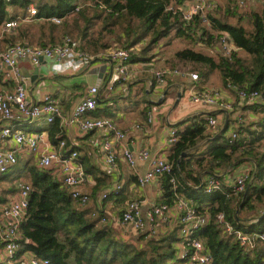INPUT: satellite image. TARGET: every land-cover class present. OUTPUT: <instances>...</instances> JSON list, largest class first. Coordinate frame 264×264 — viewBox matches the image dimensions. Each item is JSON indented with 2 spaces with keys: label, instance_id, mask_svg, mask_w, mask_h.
I'll return each mask as SVG.
<instances>
[{
  "label": "trees",
  "instance_id": "16d2710c",
  "mask_svg": "<svg viewBox=\"0 0 264 264\" xmlns=\"http://www.w3.org/2000/svg\"><path fill=\"white\" fill-rule=\"evenodd\" d=\"M189 1L194 0L41 1L37 19L45 21L20 26L5 33L3 40L8 47L17 43L34 45L38 37L36 46L55 47L62 45L67 37H75V49L88 57L92 49L100 52L112 48L101 39H88L89 27L99 23L101 37L105 32L114 33L120 45L117 48L130 52L131 63H147L153 61L161 41L167 40L166 46L185 38L197 44L199 37L201 42L205 41L206 47H215L219 36L226 33L234 43L231 57L219 52L214 57L194 48H185L175 53L174 61L194 65L201 83L219 72L227 87L231 85L264 93V12L251 13L245 26L240 22L241 17L238 23H232L235 8L221 14L218 6L207 15L206 22L197 15L186 24L182 10L178 8L186 6ZM32 2L2 0L0 26L8 19L7 6L12 5L26 15ZM53 18H59L61 22L56 23ZM35 26L39 34L33 32ZM156 81L158 83L157 78L154 85ZM246 108L260 119L236 129L238 136L233 142L230 131L234 120L231 116L227 128L223 130L221 127L211 137L202 113L177 125L178 142L172 146L169 157L174 170L171 175L161 178L163 194L160 204L173 206L175 195L180 194L193 200L199 212L209 215L208 225L200 228L197 234L206 239L212 255L211 264H264L263 245L253 251L244 250L232 235L223 232L217 222L218 215L224 213L228 222L250 235L264 231V215L259 214L260 209H264V154L259 151L264 142V106L257 104ZM209 115H217V112ZM254 127L256 130H252ZM53 137L57 138L54 142L57 146L64 140L59 128L54 129ZM202 142L205 144L201 145ZM249 161L255 165L250 172L247 171L250 176L245 191L230 196L232 188H226L221 178ZM13 169L10 176L22 175L19 177L22 178L27 174L32 187L29 211L19 229L22 252L32 251L53 264H172L175 259V244L180 240L179 227L152 237L129 232L128 238H124L121 228L101 222L102 214L94 217L92 212L80 206L51 172L19 163ZM206 176H216L222 183V190L206 193ZM173 178L177 181L176 190L171 183ZM20 256L21 252L18 253Z\"/></svg>",
  "mask_w": 264,
  "mask_h": 264
},
{
  "label": "built area",
  "instance_id": "2783aa9c",
  "mask_svg": "<svg viewBox=\"0 0 264 264\" xmlns=\"http://www.w3.org/2000/svg\"><path fill=\"white\" fill-rule=\"evenodd\" d=\"M0 0V4H1ZM10 1V0H7ZM48 0H33L28 7V15L6 22L2 28V34L10 33L22 24L36 22L39 14L38 3ZM217 0H197L193 6L178 8L182 10V19L189 24L195 16L200 15L206 22L207 15L217 8ZM250 0H239L240 5L246 4ZM176 11H178L176 9ZM56 23L61 19L53 18ZM234 43L229 34L223 33L219 36L217 52L226 57H231ZM106 60L110 62V67L114 74L121 77L122 82L130 79L129 69L131 66V55L128 50L121 48H111ZM51 59L54 61L53 73L59 75L78 72L88 58L83 53L75 49V41L67 37L62 45L55 47H40L35 45H25L17 43L5 49H0V73L4 78L13 80L15 89L13 91L0 90V119L7 122L1 130V139L9 142L13 147L0 149V175L7 173L11 168L17 165L19 151L27 150L31 153L41 152L39 166L42 169H49L54 164L60 168L66 185L72 189V197L82 207L90 202L88 194L81 192L78 188L85 182V174L77 164L78 153L73 152L67 157H61L53 147L47 143V135L43 132L30 133L17 129L13 123L19 121H37L44 119L48 123H54L60 116L58 102L51 94L44 96L40 101L33 98L28 90L26 79L22 73L21 62L28 61L32 66L39 67L44 61ZM154 76L158 80L159 86H166L168 79L178 76L189 78L192 81H198L197 73L187 74L176 69H156L152 66ZM229 89L235 91L237 102L226 100L219 90H205L204 92H195L190 95V101L193 104L207 106L212 109L220 110L223 113L231 115L234 120V126L231 128L230 135L232 141L237 138V131L241 125L247 122V118L241 113L242 107L261 104L264 106V93L257 90L248 91L237 89L229 85ZM100 98L98 86L89 89L84 100L75 108L71 119L67 124L75 125L82 133L94 131H103L109 135V140L103 145V154L105 164L110 168L117 166L115 146L124 144L126 134L122 132L110 118L92 117L90 113L94 111ZM237 105V108H236ZM221 122L215 115L206 117V128L208 134L214 136L221 128ZM178 129L173 128L170 132L168 145L173 146L178 142ZM66 142L60 141V147L64 148ZM129 166L134 167L137 160L147 162L150 160V152L141 150L137 156L127 148L124 152ZM174 170V164L166 158H157L152 161L151 169L143 176L138 178L141 186L152 183L157 178H163L165 175H171ZM250 173L243 172L231 184L232 193L230 196L239 195L246 189ZM176 190L177 181L171 180ZM204 191L211 194L222 190V183L216 176H210L204 187ZM32 187L30 184L19 183L18 192L12 198L0 206V263L1 264H53L48 259H43L32 251L21 250L19 243V229L22 222L27 217L29 211V198ZM122 185H117L113 190L116 195L120 194ZM108 198V193L103 194V199ZM144 201L140 199L132 200L127 204L126 209L118 220L122 230H133L135 233H142L149 237L158 234V228L163 225L167 229L172 226L171 213L175 210L178 213L174 228H180V240L175 244L176 257L171 261L172 264H211L212 255L207 248L206 239L198 236V231L209 223V215L199 212L195 202L183 195H175V204L155 205L148 212H143ZM259 214L264 215V209H260ZM105 221L104 219L102 220ZM217 222L224 233L232 235L239 245L247 251H253L264 246V231L259 234L250 235L241 229H237L226 220L225 214L220 213ZM173 230V228H172ZM21 256L18 257V253Z\"/></svg>",
  "mask_w": 264,
  "mask_h": 264
},
{
  "label": "crops",
  "instance_id": "0c3cea01",
  "mask_svg": "<svg viewBox=\"0 0 264 264\" xmlns=\"http://www.w3.org/2000/svg\"><path fill=\"white\" fill-rule=\"evenodd\" d=\"M194 1L189 2L192 3ZM6 11L8 19L0 26V49L8 47V44L3 40L4 36L1 30L4 24L12 20L9 18L17 19L28 15V12L26 15H23L20 12L21 10L12 5L7 6ZM43 21L45 20L37 19L35 23L38 24V22ZM23 25L25 24L21 26ZM33 32L39 34L36 26L33 28ZM38 39L37 37L33 42L35 46L38 44ZM109 50H102L100 52H95L93 49L90 50L89 56H86V58H88V62L90 63L88 64L91 66L89 67L86 62L80 71L71 72L66 75L53 73V69L51 71L48 69L44 71V66L48 65L47 61H44L39 67L32 66L28 61L21 62L22 73L25 79L31 82L27 84V88L32 93L33 98L36 101H40L44 96L51 94L58 102L60 116L52 124L46 122L44 119L19 121L13 124L17 125V129L24 132L45 133L47 135V143L61 157H67L71 153L77 152V164L85 174V182L78 189L90 197V202L83 208L92 212L94 217L102 214V223L109 222L115 227L121 228L118 220L130 201L136 199L143 200L144 213L161 203L163 180L157 178L152 183L143 187L138 183V178L145 175L151 169L154 159L166 158L170 160L172 146L168 145V139L173 128H176L177 125L189 117L201 113L204 114L206 120V117L213 112H217L215 116L221 122L223 130L226 125L228 126V119L231 115L229 116L227 113L207 106L193 104L190 101V95L195 92L201 93L205 90H219L226 100L234 103L237 102V96L234 90L229 89L223 84L219 72L212 74L205 83H201L199 80L192 81L189 78L175 76L168 79L166 86H159L157 81L154 85L153 81L156 77L154 76L152 66L156 69H163L161 66V50L159 49L155 51L156 56L152 62L131 63L129 69L130 79L127 82H122L121 77L115 80L113 77L114 73L111 72L110 62L105 58ZM97 59L98 61L107 62L109 69L105 70L102 64L96 63L98 62ZM38 68L40 69V75L37 80L36 70ZM109 78H111V81H108ZM113 81L115 82L113 83ZM93 86H98L100 98L90 116L110 118L126 134L124 144L115 146L114 149L117 162L115 168H110L105 164L102 148L105 142L109 140V135L106 132L94 131L82 133L77 126L67 124L76 106L84 100L89 89ZM104 87L106 88L102 91ZM14 89L15 83L13 80L4 78L0 73V90L11 92ZM107 90H110L108 94H106ZM180 95L181 98H179ZM246 107H242L241 110V113L247 118V122L244 124L257 123L260 116L253 111L247 110ZM231 118L233 117L231 116ZM6 125L7 122L0 119V149H10L13 147L11 143L1 139V130ZM57 128L62 130V136L66 142L64 148H61L60 144L57 146L54 143L57 142V138L53 137V132ZM252 130H256L255 127ZM203 144L205 142L201 143V145ZM126 148L135 156L141 150H148L150 152V160L147 162L137 160L136 165L131 167L124 155ZM259 151L264 154V142L260 145ZM40 155L41 152L19 151L17 154L18 163L24 167L26 165L29 168L33 166L39 170L51 172L72 195V189L66 185L57 164H54L49 169L40 168ZM254 165V162H246L239 169L221 178L224 186L230 188L236 178L243 172H250V169ZM8 172L0 175V206H3L9 198L16 195L19 183L27 182L31 185L27 174L25 177L19 178L22 175L10 176L7 175ZM106 177L109 178V181L106 180ZM98 179L100 180L98 181ZM105 180L106 182H104ZM117 185H122V190L118 195L113 191ZM104 193H108L107 199H103ZM246 216V213H244L243 217L245 218ZM177 217L178 213L173 210L171 213L172 226L167 229L161 225L158 228V233H168L172 231V228L174 230V223ZM103 219L105 220L104 222L102 221ZM129 232L130 234H134L133 230H122L121 236L128 238L126 235Z\"/></svg>",
  "mask_w": 264,
  "mask_h": 264
},
{
  "label": "rangeland",
  "instance_id": "374dc122",
  "mask_svg": "<svg viewBox=\"0 0 264 264\" xmlns=\"http://www.w3.org/2000/svg\"><path fill=\"white\" fill-rule=\"evenodd\" d=\"M195 3H196L195 1L192 3L187 2L186 7L193 6ZM216 4H217V7L219 6L218 10L220 11L221 14L225 13L226 10L229 11V10L235 8V11H236L235 14L236 15L234 16V18L231 19L232 23H238L237 21L241 17L242 21L240 20V22L242 23V25H245V26H247V23H248L247 20H248V17L251 13H253V12H255V13L264 12V0H250L246 4H244L243 6H241L239 4V0H217ZM220 13H219V15H220ZM206 24H207V27L210 28V24H208V23H206ZM100 29H101V26L99 23H97L94 27H89L88 39H90V40H92L94 38L101 39L102 43H108L109 46H111L112 48L113 47L117 48V46H120L119 43L115 40L114 33L105 32L102 35V37H103L102 38L101 34H100ZM213 32L216 36L218 35L217 32H215V31H213ZM71 39L72 40L74 39L76 41L75 37H73V38L71 37ZM197 40H198V43L196 44V43L190 42L189 40H187L185 38L176 39V40L172 41L171 45H166V46H164V45L167 44V40L163 41V42L161 41V43L159 45V50H161L160 55L162 57L161 58L162 68H167V69H171V70L176 69L177 71L184 72L187 74H191V73H197L198 74V72L194 68V65L174 61L175 53L180 51V50H183L185 48H194L198 51H202L206 54L217 57V55H218L217 45L215 47H206L204 45L205 41L201 42L199 40V37H197ZM144 45L145 44H143L141 47H143ZM241 55H244V54L241 53ZM47 62H48V65L44 66V71L45 70L47 71V69L49 71H51L53 68V65H54V61L51 59H47ZM88 63L89 62H87V64ZM96 63L102 64L104 66L105 70L109 69V65L105 61L99 60ZM90 66L91 65H89V67ZM13 171L14 170L11 169L7 175H11ZM23 183L28 184L27 182H23Z\"/></svg>",
  "mask_w": 264,
  "mask_h": 264
},
{
  "label": "water",
  "instance_id": "95a60500",
  "mask_svg": "<svg viewBox=\"0 0 264 264\" xmlns=\"http://www.w3.org/2000/svg\"><path fill=\"white\" fill-rule=\"evenodd\" d=\"M43 62H44V60H43ZM39 75H40V69L38 68L37 70H36V79L38 80V77H39ZM114 79L115 80H118V78H119V76L117 75V74H114ZM115 81H113V83H114ZM28 83H31L30 82V80L28 81V80H26V84H28ZM110 90H107L106 91V94H108V92H109ZM179 98H181V95L179 96ZM179 101V100H178ZM178 101H177V103H178ZM226 127H227V125L224 127V130L226 129Z\"/></svg>",
  "mask_w": 264,
  "mask_h": 264
}]
</instances>
